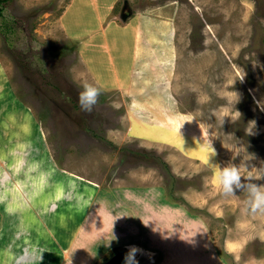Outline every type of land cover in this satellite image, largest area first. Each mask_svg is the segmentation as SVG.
Here are the masks:
<instances>
[{
	"label": "rangeland",
	"instance_id": "1",
	"mask_svg": "<svg viewBox=\"0 0 264 264\" xmlns=\"http://www.w3.org/2000/svg\"><path fill=\"white\" fill-rule=\"evenodd\" d=\"M71 2L2 0L0 14L11 99L31 109L47 140L48 162L34 150L37 129L24 154L33 161L31 192L47 184V209L62 212L66 247L82 228L108 235L86 236L68 256L49 234L46 260L110 264L120 256L123 264L137 245L139 264H156L164 252L140 238H148L144 226L133 239L124 234L131 214L124 227L104 211L92 214L121 187L138 189L145 214L165 208L167 220L188 214L198 220L193 227L206 228L203 241L173 229L171 258L264 264V212H250L242 190L222 194L206 159L264 166V0H74L86 10L78 15ZM82 79L103 85L91 112L78 103ZM123 206L108 210L118 215ZM55 224L48 219V228Z\"/></svg>",
	"mask_w": 264,
	"mask_h": 264
},
{
	"label": "crops",
	"instance_id": "2",
	"mask_svg": "<svg viewBox=\"0 0 264 264\" xmlns=\"http://www.w3.org/2000/svg\"><path fill=\"white\" fill-rule=\"evenodd\" d=\"M97 2H99V0H97ZM86 3L89 4L90 0H86ZM82 6L77 7L74 0H72L70 4L71 8L73 7L77 9V15L86 11L85 7L82 8ZM82 57L85 60L83 55ZM6 67L7 66L0 58V156L5 157L2 158V162H0V264H14L12 258L16 257L25 248H35L38 252L42 253V259L38 261L37 264H56L59 261L58 258L55 257V260L51 258L50 261L45 258L48 254L47 251L44 250L45 246H43V244L44 241L48 242L47 237L49 234L56 235L54 236L57 240L55 245L60 244V255L68 252V256L70 253L72 254L76 248L79 249L81 247V243L84 242L86 236L87 238L91 236L94 240L99 238L103 241L106 239V237L103 236L108 235L101 232L99 233V230L96 228H93L94 231L90 235H87V227L84 229L82 228L81 232L78 233L76 231L77 237L66 247L63 243L64 239H66V237H64L65 231L63 230L62 225L57 222L59 217L63 218L64 216L62 215V212H58L56 208L51 209V211L47 209V203L49 202V191L45 189L47 184L45 183L44 188H40L38 194H36V192L34 194L31 192L33 161H28L24 154H26V150L29 151L33 146V131L37 129L39 132L40 125L34 123L35 120L29 107L21 106L22 104L20 103L17 106L15 100L13 98L11 99V90L7 86L8 70ZM39 133L41 145L35 144L33 147L34 150L38 152L41 159L44 158L45 162H48L50 158L47 152L48 147L46 136L42 130H40ZM26 161H28L29 164ZM55 174L59 175L58 172ZM55 174L53 173L50 177H53ZM48 176L49 175L47 174V178ZM47 178L46 180L48 181L49 179ZM50 183L52 187L58 185V181ZM90 185L91 184H83V186L80 187L83 189L86 188L85 193L87 194L93 188ZM139 192L142 193V190ZM153 195L154 193L151 194V197H153ZM113 196L114 198H108V200L106 199L107 197L104 196L106 203H99V206L97 205L98 207H96L95 211L92 213L95 218L99 216L104 217L102 212L104 211L108 217L113 216L114 218L116 217L115 219H119L120 223L123 222L124 227V222L129 218L127 215L131 214V221H128L129 225L128 222H126V225L130 230H125L124 234L127 235L128 239H133V235L139 231L140 227L144 226L145 234L148 238L141 236L140 238L147 239L151 242L153 248L159 249V251L161 248L164 252L163 257H160L161 259L156 264H202L197 259L190 260L188 258L186 259L185 256L177 258L176 260L175 257L171 258L170 254L175 252L172 250V241H168L170 235H178L175 232L171 233L173 229L176 231V227H180L186 232L190 231L192 234L194 232L195 235L197 234L199 236L196 238L200 241L206 240V238H203L204 236H209L206 228L200 225L193 227V222L191 220L198 223L197 219H190V217L193 216L188 214L170 215L171 213H167V215H170L169 217L172 218L167 220L165 219V213L163 212L165 208L162 209L163 211H154L150 209L149 211L152 213L145 214L143 207L139 205L143 196H139L138 189L136 190V188L128 190H123L121 187L117 188ZM53 199H56L58 202V199L60 198L55 197L51 200ZM129 199L131 201H129ZM155 199L158 200V198ZM115 204L124 205L123 208L120 209L118 215H115L108 210V205L113 207ZM127 208H130L133 211L129 212ZM58 214L62 216H59ZM92 214L90 215L92 216ZM154 214L162 215L163 218H158ZM150 215H153L154 217ZM185 216H189V218H186ZM49 218L54 219V222L56 223L54 225L55 227L48 228ZM140 219L141 222L139 221ZM74 225L72 219L69 226L74 228ZM141 235H143V233ZM43 250L44 252H42ZM53 252L56 253L57 251ZM100 253L101 251H98V255ZM52 255L55 254L53 253ZM9 257H11L10 260H8ZM76 259L77 262H79L80 258Z\"/></svg>",
	"mask_w": 264,
	"mask_h": 264
},
{
	"label": "clouds",
	"instance_id": "3",
	"mask_svg": "<svg viewBox=\"0 0 264 264\" xmlns=\"http://www.w3.org/2000/svg\"><path fill=\"white\" fill-rule=\"evenodd\" d=\"M78 103L85 112H91L97 103L98 97L103 90V85L98 82H90L87 79L80 81ZM238 111V110H237ZM239 112V111H238ZM215 152H212L214 155ZM209 168L213 171V184L216 185L225 196L236 195V190H242L246 197V205L250 212H264V184L255 182V178L264 176V166L259 168L253 166L251 170L243 163H214L210 156L206 158ZM247 168V173L244 169ZM252 169H258L253 174ZM242 177L244 178L242 180ZM142 219V218H141ZM140 251L137 245H130L123 257V264H139L137 252ZM42 253L35 248H25L14 258V264H37L42 259Z\"/></svg>",
	"mask_w": 264,
	"mask_h": 264
},
{
	"label": "water",
	"instance_id": "4",
	"mask_svg": "<svg viewBox=\"0 0 264 264\" xmlns=\"http://www.w3.org/2000/svg\"><path fill=\"white\" fill-rule=\"evenodd\" d=\"M121 263V257L117 256L113 260H111L110 264H120Z\"/></svg>",
	"mask_w": 264,
	"mask_h": 264
},
{
	"label": "trees",
	"instance_id": "5",
	"mask_svg": "<svg viewBox=\"0 0 264 264\" xmlns=\"http://www.w3.org/2000/svg\"><path fill=\"white\" fill-rule=\"evenodd\" d=\"M3 7H2V0H0V14L2 13Z\"/></svg>",
	"mask_w": 264,
	"mask_h": 264
}]
</instances>
